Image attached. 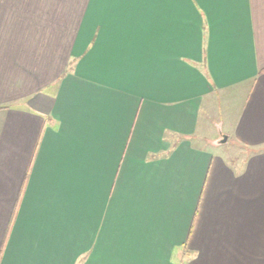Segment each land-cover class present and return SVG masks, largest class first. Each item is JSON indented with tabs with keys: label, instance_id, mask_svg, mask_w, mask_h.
Masks as SVG:
<instances>
[{
	"label": "crops",
	"instance_id": "0c3cea01",
	"mask_svg": "<svg viewBox=\"0 0 264 264\" xmlns=\"http://www.w3.org/2000/svg\"><path fill=\"white\" fill-rule=\"evenodd\" d=\"M0 264H264V0H0Z\"/></svg>",
	"mask_w": 264,
	"mask_h": 264
},
{
	"label": "water",
	"instance_id": "95a60500",
	"mask_svg": "<svg viewBox=\"0 0 264 264\" xmlns=\"http://www.w3.org/2000/svg\"><path fill=\"white\" fill-rule=\"evenodd\" d=\"M224 140H225V138H224ZM224 140H223V141H224Z\"/></svg>",
	"mask_w": 264,
	"mask_h": 264
},
{
	"label": "rangeland",
	"instance_id": "374dc122",
	"mask_svg": "<svg viewBox=\"0 0 264 264\" xmlns=\"http://www.w3.org/2000/svg\"><path fill=\"white\" fill-rule=\"evenodd\" d=\"M214 131H215V129H214Z\"/></svg>",
	"mask_w": 264,
	"mask_h": 264
}]
</instances>
